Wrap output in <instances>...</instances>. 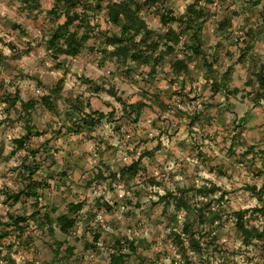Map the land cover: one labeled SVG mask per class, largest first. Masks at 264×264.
I'll return each instance as SVG.
<instances>
[{
    "label": "rangeland",
    "instance_id": "rangeland-1",
    "mask_svg": "<svg viewBox=\"0 0 264 264\" xmlns=\"http://www.w3.org/2000/svg\"><path fill=\"white\" fill-rule=\"evenodd\" d=\"M135 1L148 26L165 35L184 24H163L162 13L181 14L196 0ZM105 4L77 7L89 15L90 38L78 55L56 58L46 43L64 19L49 12L54 0H0V264H109L120 247L126 264H260L264 96L256 72L264 68V0L197 1L208 11L202 54L188 59L183 32L155 72L129 55L119 58L105 42L120 33ZM176 57L187 59V71H174ZM15 92L16 102L5 100ZM48 93L54 109L41 102ZM120 97L146 102L138 119ZM28 99L36 104L26 120ZM95 110L104 117L84 125L81 117ZM134 160L138 172L123 176ZM28 163L40 165L31 187ZM203 185L216 188L203 194ZM27 187L40 195L13 201L5 192ZM180 195L190 208L177 202ZM70 202L82 207L71 211ZM238 209L261 231L251 242L237 228ZM69 211L77 221L63 232L55 217ZM11 214L30 217L16 224ZM185 223L201 250L184 253L174 232L189 245Z\"/></svg>",
    "mask_w": 264,
    "mask_h": 264
},
{
    "label": "trees",
    "instance_id": "trees-1",
    "mask_svg": "<svg viewBox=\"0 0 264 264\" xmlns=\"http://www.w3.org/2000/svg\"><path fill=\"white\" fill-rule=\"evenodd\" d=\"M31 1V0H24ZM35 1V0H33ZM159 0H149L150 3L154 4ZM197 1L189 4L185 12L181 14H174L172 9L166 10L161 15V21L163 24H169L171 22L183 23L184 27L177 31L173 26H169L165 35L157 33L153 28L149 27L146 20L139 13V6H136L135 0H106L105 7L107 8V13L110 20L116 24L120 25V33H113L112 35L106 36V43L115 45L116 49L114 54L119 58L126 57L127 55L131 56L132 59L136 60L138 63L151 65L150 72H155L158 64L162 62L166 56L171 54L177 49V45L182 40V33H187L190 43H187V46L192 50V53L187 55L188 59L193 60L194 56L202 54V43L203 35L202 31L206 18L208 16V11L203 7H198ZM211 1V0H210ZM103 0H54L53 7L49 12L57 17L64 16L62 21L56 23L52 31L50 32L49 37L46 40L47 47L51 50V54L57 58L59 54H66L71 56L78 55L82 49L86 46V42L90 38L89 33V15L86 10H79L77 7L79 5L84 6L87 9H97L102 8ZM229 19L221 21L220 25L225 26L229 23ZM139 35V38L137 36ZM157 35V37H156ZM164 40V41H163ZM162 42H164V48H160ZM0 53V58H1ZM172 68L176 73H181L187 71L189 68V62L185 57H176L172 61ZM228 77V76H227ZM256 79L259 82L260 92L264 96V68L256 72ZM215 89L219 90L221 84L217 81L214 83ZM20 98L18 92L15 94L7 93L5 100H10L11 103L16 102ZM124 107L130 112H135V119H138L142 113L144 106L146 105L145 101L139 100L136 102L128 103L122 97H120ZM41 102L44 103L48 108L54 109L55 102L52 99V94H44L41 97ZM36 101L34 99H28L22 101V105L25 110L26 120L30 119V107H34ZM98 112L99 115L96 116L95 113ZM105 113L103 111H91L85 113L81 117L84 125L94 126L97 124L103 117ZM28 130H33V127L28 124ZM25 137L16 138L17 144L19 146L25 145ZM35 154L36 151L32 150ZM26 161H24L25 163ZM26 164L24 167L28 170V175H25L30 182L27 183V186L31 187L33 175L40 167L38 163ZM139 161L134 160L133 162L125 165L121 169V174L131 176L136 174L139 169ZM215 186V185H214ZM22 188L18 191H5L8 195V198L13 201L19 200L23 195H30L38 197L40 194L37 191L30 190V188ZM216 187H207L203 185L198 187L197 190L203 194H208L215 190ZM209 191V192H208ZM177 202L190 208L189 204L181 195L178 196ZM82 207L80 202H70L69 209L71 211H77ZM246 209H238L235 211L236 214V225L241 232V236L244 242H251L252 238L260 234L259 227L255 225H248L244 219ZM40 212V209H35L32 214L33 217H36L37 213ZM14 222L20 224V221H27L30 215H13L11 214ZM55 220L60 226V229L63 232H69V230L75 225L77 217L71 215L69 212H62L55 217ZM20 229H23L24 226L19 225ZM51 230L53 227L51 225ZM183 231L188 235L189 245H185V239L178 232H174L175 237L180 241L182 249L185 254L188 253L189 247L192 249L201 250V242L195 237V232L192 230V225L185 223ZM96 240L99 238V234H95ZM71 250V249H70ZM127 253L119 249H115L111 252L109 264H126L125 257ZM11 264V262L9 263ZM187 264H191V261H188ZM264 264V260L260 263Z\"/></svg>",
    "mask_w": 264,
    "mask_h": 264
}]
</instances>
